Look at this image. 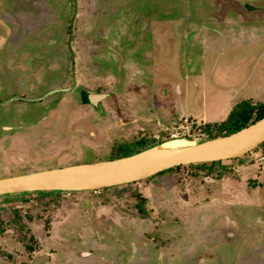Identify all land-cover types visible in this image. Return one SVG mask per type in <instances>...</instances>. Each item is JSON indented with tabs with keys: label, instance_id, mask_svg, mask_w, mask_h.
Listing matches in <instances>:
<instances>
[{
	"label": "rangeland",
	"instance_id": "1",
	"mask_svg": "<svg viewBox=\"0 0 264 264\" xmlns=\"http://www.w3.org/2000/svg\"><path fill=\"white\" fill-rule=\"evenodd\" d=\"M72 2L0 0L1 102L71 85ZM76 4L77 81L112 96L94 114L72 94L62 107L0 106L11 139L0 179L106 161L187 122L186 138H207L202 121L264 103V0ZM255 150L220 178V166L181 167L104 191L0 197V264H264V146Z\"/></svg>",
	"mask_w": 264,
	"mask_h": 264
},
{
	"label": "water",
	"instance_id": "2",
	"mask_svg": "<svg viewBox=\"0 0 264 264\" xmlns=\"http://www.w3.org/2000/svg\"><path fill=\"white\" fill-rule=\"evenodd\" d=\"M73 16L70 19L68 50L72 36V22L76 14L73 0ZM250 7V6H246ZM56 93L52 92L49 95ZM48 96V95H47ZM41 99L11 97L0 106L13 101L36 103ZM88 103L93 99L103 101L106 95L88 93ZM93 106H96L95 104ZM182 142L176 149H160L167 143ZM264 143V117L232 134L215 138H182L156 144L131 156L99 161L90 164L74 165L49 169L0 179V197L37 193H80L96 192L152 178L165 171L178 167L226 162L251 153Z\"/></svg>",
	"mask_w": 264,
	"mask_h": 264
},
{
	"label": "trees",
	"instance_id": "3",
	"mask_svg": "<svg viewBox=\"0 0 264 264\" xmlns=\"http://www.w3.org/2000/svg\"><path fill=\"white\" fill-rule=\"evenodd\" d=\"M263 117H264V103L263 104L260 103L259 105L258 104L253 105L250 102L243 101V102H240L239 104H237L236 106H234V108H232V110L230 111V113L228 114L227 118L224 121L219 122V123L204 125L205 133L207 134V137H209V138L226 136V135L232 134L234 132H237V131L243 129L250 124H253L254 122L262 119ZM156 144H158V143L153 141V140L152 141H150L148 139L146 140V138H140L135 143H121L116 148V152L113 155V157L109 158V160L131 156V155L136 154L140 151H143L147 148L155 146ZM261 146H264V143L261 144L259 147H261ZM254 151H256V150H254ZM241 158H245V156L233 159L231 161L232 162H234V161L238 162L241 160ZM215 166L221 167L220 169H218V170H220V172L218 174H216L217 178L223 177L226 172H228L227 174H229L231 169H232V168H230V165L228 167L223 162H216V163H209V164H196V165H189V166H183V167H186V168L205 167V168L211 170ZM179 168H181V167L165 171V172L160 173L158 175L168 173L170 171H173V170H176ZM102 191H104V190H102ZM21 198H22V196H21Z\"/></svg>",
	"mask_w": 264,
	"mask_h": 264
},
{
	"label": "flooded vegetation",
	"instance_id": "4",
	"mask_svg": "<svg viewBox=\"0 0 264 264\" xmlns=\"http://www.w3.org/2000/svg\"><path fill=\"white\" fill-rule=\"evenodd\" d=\"M75 2H76V0H75ZM245 8H246V10L248 9V12H254L255 11V9H253L252 7H246L245 6ZM76 9H77V4H76ZM72 16H73V12H72ZM75 16H76V14H75ZM75 16H74L73 22H72V30H73V23H74ZM69 24H70V22H69ZM67 35H69V28H68ZM71 38H72V36H71ZM67 43H68V39L66 41V49H67ZM70 43H72L71 40H70ZM68 51L70 52V64H69L70 72H69V77H70L71 85L68 88H65V87L60 88V86H59V87L54 88V89H49L46 93L41 95L38 99H41L43 97H46V98H44L41 101L36 102V103H46V104H48V102H50L49 104H51L55 100L56 102L54 101V103H52L51 105L54 104L55 107H58V106L62 107V105H67V104L69 105L70 102H68L69 99H63V98L61 99V97L62 96L65 97V95H67V94H72L73 97L70 100H74L75 103H76V106H78L81 111L90 112L92 114L100 113L101 110H102L103 103L108 101L111 98V96H112L111 93H109L107 91L106 92H98L97 90H95L97 86L96 87H93V86L90 87L89 85H86V84L83 85L82 83H78L77 78H76V75H77L76 67L77 66L74 63V53L71 50H68ZM22 82H23V80H22ZM4 86L5 85L0 84V87H4ZM6 88H8V87H6ZM52 92H56V93H53V94L49 95ZM5 93H6V89H1L0 88V97H2ZM88 93H93V94H96V95H106V98L103 99V101H101V102H98L97 100L93 99V101L91 102L92 105H90L88 103V101H87L88 100V98H87L88 97ZM57 95L59 96L58 100L55 98V96H57ZM22 98H25V97L23 96ZM6 101H4V102H6ZM0 103H3V101L2 102L0 101ZM94 104L96 106H93ZM68 128L78 129V126L72 125V126H69ZM5 133H8V132H5ZM5 133L1 132V134H0V145H2V144L6 145V149H7V147L9 146V144L11 142V139ZM223 163H231L232 164V161L230 160V161H226V162H223ZM231 164H228V165H231ZM225 165H227V164H225ZM263 212H264V210H263ZM231 225H233V223H231ZM205 261H209L210 262V260L203 259V261H202L203 263L202 264H206ZM213 264H220V262L218 261L216 263V262L213 261Z\"/></svg>",
	"mask_w": 264,
	"mask_h": 264
},
{
	"label": "built area",
	"instance_id": "5",
	"mask_svg": "<svg viewBox=\"0 0 264 264\" xmlns=\"http://www.w3.org/2000/svg\"><path fill=\"white\" fill-rule=\"evenodd\" d=\"M180 125H182V126L180 127ZM180 125H178L179 126L178 131H176L177 127L173 128V131L169 132L167 134V136L164 138H162L160 136H156L155 137L156 141L158 140V142H159V141H163V140H167V139L168 140H177L179 138H186L187 134L190 133V131H191L192 125L189 126L188 122L184 123V124H180Z\"/></svg>",
	"mask_w": 264,
	"mask_h": 264
},
{
	"label": "crops",
	"instance_id": "6",
	"mask_svg": "<svg viewBox=\"0 0 264 264\" xmlns=\"http://www.w3.org/2000/svg\"><path fill=\"white\" fill-rule=\"evenodd\" d=\"M15 6L16 5H12L11 7L12 8H8L9 9V11H8V9H7V12H6V15H8V16H10V15H12V16H16V13L14 12L15 11ZM16 7H18V6H16ZM22 10V13H21V16L22 17H24V12L25 11H23V9H21ZM39 10H40V7H38L37 6V9H36V11L37 12H39ZM35 11V12H36ZM10 19H13L12 17H9ZM199 37H200V35L199 36H197V38H198V40H199ZM200 41V40H199ZM201 42V41H200ZM177 92L180 94V91H179V88L177 87ZM230 112H228V114H229ZM228 114H227V116H228ZM227 116H226V118H227ZM225 118V119H226ZM224 119V120H225ZM183 121H184V119H182ZM224 120H219V121H212V120H207V121H202L200 124H202V125H206V124H214V123H219V122H222V121H224ZM219 262H220V264L222 263V260L221 259H219ZM236 264H238V259H237V262H236ZM244 264V263H243Z\"/></svg>",
	"mask_w": 264,
	"mask_h": 264
},
{
	"label": "bare ground",
	"instance_id": "7",
	"mask_svg": "<svg viewBox=\"0 0 264 264\" xmlns=\"http://www.w3.org/2000/svg\"><path fill=\"white\" fill-rule=\"evenodd\" d=\"M183 145L182 142H177V141H174V142H171V143H167L165 144L163 147H161L160 149L162 150H168V149H176L178 148L179 146Z\"/></svg>",
	"mask_w": 264,
	"mask_h": 264
}]
</instances>
